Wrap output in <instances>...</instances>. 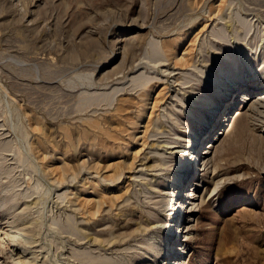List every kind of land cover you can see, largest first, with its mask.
I'll return each mask as SVG.
<instances>
[{
	"label": "rangeland",
	"instance_id": "rangeland-1",
	"mask_svg": "<svg viewBox=\"0 0 264 264\" xmlns=\"http://www.w3.org/2000/svg\"><path fill=\"white\" fill-rule=\"evenodd\" d=\"M261 95L264 0H0V264H162L191 193L182 264H264Z\"/></svg>",
	"mask_w": 264,
	"mask_h": 264
},
{
	"label": "bare ground",
	"instance_id": "bare-ground-1",
	"mask_svg": "<svg viewBox=\"0 0 264 264\" xmlns=\"http://www.w3.org/2000/svg\"><path fill=\"white\" fill-rule=\"evenodd\" d=\"M215 14H216V12H215ZM255 75L256 74H253L252 72L249 73L248 75L237 74L235 69H234V71H232L230 73V75L228 76L229 82L226 83L225 88L220 91L218 99L212 103V106L208 110V112L203 114L204 118L202 119L200 126L198 128L197 135H196V138L194 140V146L192 147V151H189V149L183 150V153H185V154L187 152L190 153L191 158L187 164L180 167V173L181 174L176 176L175 181L172 183L174 186L181 185V186L185 187L186 184H188L191 180H193L195 177V171L193 169H196L195 167L198 164V162H201L200 170L203 169L205 166L209 165L210 163H212L213 160L212 159H211L212 161L210 160V155L215 151V147L217 146V145L215 146V143H212V141H216V138L215 137L213 138L211 143H209L207 145V149L203 152H201L199 150L200 145H202V143L204 144L205 137L210 134V132L212 131L213 128H214V130L219 129L220 127H221L220 129H223V127L226 126L227 121L228 122L230 121V119H227L226 122L222 124L221 122H218L217 119L219 117V114L223 113L224 110H226L225 109L226 107H230L227 109V111L232 108L231 101H232L234 95L238 91L244 90L245 91V93H244L245 97L244 98L246 99L247 98L246 95L248 93L255 95L261 89L262 83L260 82V80L258 78H252ZM263 98H264V95H261L260 100L258 99L252 105L256 106V107L263 105V101H262ZM202 154H204V155H202ZM213 170H216V167L213 168ZM220 182H219V184H220ZM181 186L179 188H181ZM216 190H217V188H216ZM176 192L181 193V189H178V188L176 190L174 189L173 193H176ZM173 195H175V194H173ZM186 197H187V195H186ZM186 197H185V194H183L180 198H178L175 206H173L174 210H173L172 214L175 213L174 212L175 210H178L179 214L177 213L174 217L175 221L171 222L169 224L168 234H169L170 239L173 241L170 242L171 244L169 246V249L164 254L165 259L162 262V264H182L181 258H178V257H181V255L178 256V254L181 250V243H179V240H178L179 237L178 236H179V229H181L183 227L182 226L183 223H187L188 220H187V216L184 220L181 216V213H183L182 211L184 209H187L186 211L188 212V207L191 204L192 193L190 194V198L188 201L189 205H187V200H185ZM180 221H184V222L181 223ZM177 225H179L178 228H177ZM173 230L174 231L176 230L177 235L175 237L173 234ZM187 235H188V233H187ZM87 252H89V251H87Z\"/></svg>",
	"mask_w": 264,
	"mask_h": 264
}]
</instances>
